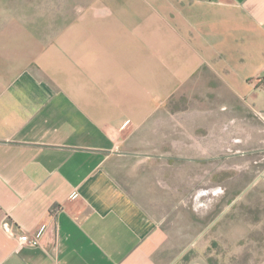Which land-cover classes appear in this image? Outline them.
I'll use <instances>...</instances> for the list:
<instances>
[{
  "label": "crops",
  "instance_id": "obj_1",
  "mask_svg": "<svg viewBox=\"0 0 264 264\" xmlns=\"http://www.w3.org/2000/svg\"><path fill=\"white\" fill-rule=\"evenodd\" d=\"M263 79L264 0H0V264H160L137 150L175 95L264 113Z\"/></svg>",
  "mask_w": 264,
  "mask_h": 264
},
{
  "label": "rangeland",
  "instance_id": "obj_2",
  "mask_svg": "<svg viewBox=\"0 0 264 264\" xmlns=\"http://www.w3.org/2000/svg\"><path fill=\"white\" fill-rule=\"evenodd\" d=\"M233 104L175 95L166 107L184 113V133L174 126L170 147L137 150L155 154L127 183L167 231L160 264H264V113Z\"/></svg>",
  "mask_w": 264,
  "mask_h": 264
},
{
  "label": "built area",
  "instance_id": "obj_3",
  "mask_svg": "<svg viewBox=\"0 0 264 264\" xmlns=\"http://www.w3.org/2000/svg\"><path fill=\"white\" fill-rule=\"evenodd\" d=\"M264 83V79H263ZM77 193H74L73 196H76ZM46 229V224H43L40 229L33 233H23L19 236V241L21 244H26L30 246H40L42 244V236Z\"/></svg>",
  "mask_w": 264,
  "mask_h": 264
}]
</instances>
